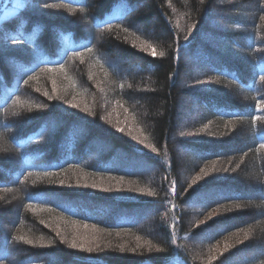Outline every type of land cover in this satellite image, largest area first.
<instances>
[{"label": "trees", "instance_id": "1", "mask_svg": "<svg viewBox=\"0 0 264 264\" xmlns=\"http://www.w3.org/2000/svg\"><path fill=\"white\" fill-rule=\"evenodd\" d=\"M248 4L256 12L251 22L223 17L235 22L237 35L249 41V45L235 42L244 56L233 64L215 42H207V23L218 0H13L8 10L0 12V206L10 205L0 211L10 214L11 205L16 204L20 214L15 224L0 223V264H178L177 258L185 264H264V253L236 260L264 242V148L260 147L264 112L254 107L264 99L260 79L264 75V0H233L224 7L239 10ZM148 44L156 49V56ZM185 50L199 52L211 68L195 77L184 65ZM117 58L152 70L123 74L114 67ZM58 71L63 76L55 80L52 73ZM52 81H59L61 94ZM183 82L190 88H184ZM213 84L212 89L206 87ZM225 87L231 89L224 91ZM182 95L199 98L207 106L186 127L231 120L235 134L245 139H229V144L242 143L243 153L188 141L189 132L181 127L178 112ZM108 108H114L119 119L107 121L103 114ZM253 116L261 119L253 122ZM118 120L138 128V137L119 126ZM94 138L109 143L111 149L90 159ZM225 148L223 155L218 154ZM182 149L200 156L181 172ZM221 158L234 159L235 166L242 167L234 182L225 175L220 178L214 170L196 180ZM124 161L127 169L113 167L115 163L123 167L120 162ZM139 164L152 171L133 172ZM222 164L227 166L225 161ZM72 169L107 177L121 188L66 191L59 181H71L59 178ZM253 192L259 200L245 205L242 216L255 218L258 225L227 226L232 217H242L237 214L196 225L206 212ZM227 193L236 196L216 198ZM194 203L200 206L193 208ZM102 208L108 216L105 220L97 216ZM43 209L96 224L102 237L97 244L72 249L58 227L50 229L36 216ZM149 211L153 214L147 222ZM222 225L226 227L215 230ZM210 230L213 236L200 243L199 235ZM29 234L42 237L43 244L33 241L32 246L14 239ZM233 236L244 241L210 255Z\"/></svg>", "mask_w": 264, "mask_h": 264}, {"label": "rangeland", "instance_id": "2", "mask_svg": "<svg viewBox=\"0 0 264 264\" xmlns=\"http://www.w3.org/2000/svg\"><path fill=\"white\" fill-rule=\"evenodd\" d=\"M7 0H0V5L3 7H5V3ZM13 1V0H12ZM15 1V0H14ZM44 2H46L47 0H43ZM233 0H218V5H215L212 8L213 14L214 16H212L213 18H210L208 21V25L210 28H208L207 31V42H215L218 47L223 50L222 55H224L226 57L227 60H230L231 63L233 64L234 62H238L240 63L243 60V53L241 52V46H237L235 42H238L240 44L245 42V45L248 44L249 45V41L248 40H244L241 39V36L237 35V31L234 28V26H232L233 23L231 22H226L225 20H223V17H227L230 18L232 20L235 19H240L241 21L244 22H251L253 20V18L256 15L255 9L252 7L251 4H248L244 9H239V10H231V9H226V7H224V5H226L227 3H231ZM238 1V0H236ZM11 6H9L6 10H8ZM246 9V10H245ZM245 10V11H244ZM247 11V12H246ZM140 28V27H139ZM219 33V35L217 34ZM225 34V33H229L230 35H233L230 38H225L220 34ZM236 34V35H235ZM229 46H232V48H230ZM196 53V55H195ZM193 54L188 53V51H184L183 52V56H184V65L187 69H189L190 71H192L195 74V77H199V73L200 70H206L211 68L209 62L206 60L201 59L200 57V53L199 52H195ZM207 59V57H205ZM204 61V62H203ZM7 62V61H6ZM237 63V64H238ZM114 67L116 68V70H119L121 73L123 74H131L132 73H137L138 75L140 74H144V72L146 73V71H150L152 69H145L139 65H134L130 62H128L127 59H123V58H117V60L114 62ZM52 74L55 75V80H59V78L61 76H63V74L58 71V72H53ZM185 80V79H183ZM59 81H55V85L54 88L56 90V93L61 94L62 92L59 91ZM216 84L213 85H209L206 86L209 89H212V86H214ZM183 87L184 88H190V85L187 83L183 82ZM194 89H196L197 87L194 86ZM204 88V89H207ZM214 89V88H213ZM226 90L229 91V87H225L224 88ZM201 97V96H200ZM207 109V106L200 101L199 98H194L193 96H189V95H182L179 99V105H178V112L180 113V115L182 116L181 119V127H185L184 129L187 130V133L185 138H187L188 141L190 142H194V143H205V144H214L217 145L215 146L216 148H223V147H228L229 152H233V153H237V155H239L240 153L242 154L243 152V145L242 143L239 144H229V139H232L233 141L238 140V139H245L244 136L241 135H237L235 134V125L234 123L230 120L228 122H225L221 125L217 124L216 121H212L210 120V122H201L200 125L197 126H192V127H186L187 124L192 125V122L194 120L197 121V119L200 118L201 114L203 112H205V110ZM114 108L109 109L107 111L104 112L103 117L106 118V120L111 121V119L113 121H116V119H119L118 117L116 118V115L114 114ZM117 123H119V126L122 125V127H126V125L121 123V120H118ZM131 124H128L126 127V130L128 132H131L132 134H134L136 136L137 132H138V128L135 129H131V127H129ZM0 128H1V123H0ZM182 129V128H181ZM180 129V130H181ZM231 131V132H230ZM191 134V135H189ZM134 136V137H135ZM138 137V136H136ZM1 139V138H0ZM101 139V138H100ZM99 138H94L92 145H91V149H94L93 151H91L89 153V158L90 159H96L97 156L99 155V153H105L107 150L111 149L109 143H104V141H101ZM2 142V141H1ZM3 144V143H2ZM3 147L0 145V148ZM221 150L218 152V154L223 155V153H225V150ZM5 151V149L2 150V152ZM199 153L196 151H186L185 149H182V151L180 150L179 152V157H178V162H179V166H180V171L182 172L185 169V164L189 163V162H194V159L199 157ZM122 157V156H121ZM122 159H124L122 157ZM226 159V158H225ZM224 158H221L219 161L212 163L210 166L207 167V170H203L202 173L200 174L198 172V175L200 174L203 176H206L207 174H204L205 171H207L208 173H212L211 171L214 170V172H216V174H219V177L221 178V176L225 177L228 176L226 179L227 181H232L234 182L233 177H235V173L237 170H240V166L237 168L235 166V164L232 162L234 161V159L231 160H225ZM230 159V158H229ZM227 162V166L225 167V164L223 165V162ZM14 162V160H13ZM12 162V163H13ZM245 162V161H244ZM123 164V167L121 164H117L115 163V165L113 167H121L122 169H127L125 167L126 162H120ZM135 163V162H134ZM139 163V162H138ZM125 164V165H124ZM137 164V162H136ZM141 164V162H140ZM140 164L138 165V168H134L131 169L133 172L136 173H145L148 174L152 171V168L150 166H140ZM143 164V163H142ZM221 165L222 169H221ZM225 167V168H224ZM226 169V170H225ZM222 172H224V174L222 175ZM251 176L254 177L255 173H254V169H251ZM63 178L67 180V178H69V181H61L60 179L63 180ZM195 178V175H194ZM59 185H62V189L66 188L68 191V189H73V190H83L84 192H88L86 190H90V189H117V188H121L120 184L117 183H113L112 181H110L107 177L106 178H102L100 176L98 177H93L90 176L82 171L76 170V169H72L71 171H69L68 174L63 175V177L59 178ZM63 182V183H61ZM66 182V183H65ZM237 182V181H236ZM235 182V183H236ZM87 185V186H86ZM91 185H95V187H92ZM171 186H173V184H171ZM80 188V189H79ZM174 188V187H173ZM172 188V192L174 191ZM228 196L232 197V196H236L233 195L232 193H227V194H219L216 198L217 199H222V198H228ZM239 198V197H238ZM258 198V193L253 192L250 194H246V195H242L239 200H236L234 202V200L230 201L232 202L231 204L226 205L227 207L223 206V207H218L217 209H213L209 212H206L204 215H201V218L199 219V221L197 222L196 225L199 226H204L207 225L208 223H212V220H216V218H218V216L222 217L225 215H229V216H235V214L242 216L243 213L246 212L245 210V205H254L253 203L257 202L259 199ZM49 200H53V198H49ZM240 201V202H239ZM244 201V203L242 202ZM251 202L249 204H246L247 202ZM16 205V204H13ZM11 205L12 209V213H7L6 211H0V223L2 224H10L12 225L13 223L15 224L19 218H20V214L17 211V209ZM237 205H240V207H236ZM10 205H6V206H0V209L2 210H6L7 207H9ZM198 204H193L192 207L193 208H197ZM202 206V205H201ZM48 210V209H46ZM218 210V211H217ZM49 212L43 210H39L36 211L35 214L36 216L39 218L40 221H42L43 225H47L48 227H50V229H53L54 227H58L56 228V230L62 232V234L64 235V237H66L68 239V241H70V243L75 240V242L77 244H85V245H93V244H97L98 240L100 237V232L99 229L94 227L93 225L96 224H89V223H84V222H80L77 220H73V219H68L65 218V216H63L61 213L55 212V211H51L48 210ZM97 216L100 217L101 219L105 220L107 219V214L106 213V209L102 208L99 209ZM211 213V219H209V214ZM152 214L151 211H149L146 214L145 217V221L149 222L152 219ZM222 214V215H221ZM224 214V215H223ZM49 215V216H47ZM50 217V218H49ZM234 220L231 221L227 226L229 225H258L255 222V218H251L249 216H242L240 218H238L237 216L232 217ZM201 221H203V223H201ZM104 222V221H103ZM106 222V221H105ZM260 225V224H259ZM86 226V227H85ZM226 225H222L217 227L215 230H219V229H223L225 228ZM24 232V231H23ZM99 235H98V234ZM214 234V230H210L208 232H205L203 234H200L198 237L199 242H203L204 240H206L207 238L213 236ZM176 235V234H175ZM32 239H31V238ZM27 239L30 238V240L32 241H36L39 244H43L44 239H40L37 235H33V234H29L28 237L26 236ZM238 238V239H237ZM233 236L231 238H227L225 240H223L222 243H220L219 245H217L215 247V250L210 251V255L212 256H217L219 254H222L224 252H227L234 244V242H243L244 241V237L242 236ZM177 239V238H176ZM237 239V241H236ZM227 245V247H225ZM264 253V242L261 241L257 244V246H255L254 251L251 252H246V253H242L241 256H239L238 258H236V260L238 262L244 261L246 258H257L258 256L262 255ZM178 264H185L183 262H181L180 258H177L176 261Z\"/></svg>", "mask_w": 264, "mask_h": 264}, {"label": "snow or ice", "instance_id": "3", "mask_svg": "<svg viewBox=\"0 0 264 264\" xmlns=\"http://www.w3.org/2000/svg\"><path fill=\"white\" fill-rule=\"evenodd\" d=\"M45 6H46V7H49V5H47V4H46ZM124 30L127 31V29H124ZM147 47L151 49V54H152L153 56H156V54H157V53H156V49H155L151 44H148ZM88 50H89V51H92L91 48H89ZM79 55L82 56V53H80ZM159 55H160L161 57H163V56H164V53H163V52H160ZM60 70H61V71H64L63 67H61ZM49 71H54V70H53V69H49ZM29 79H36V77H35V76H31V77H29ZM260 79H261V80H264V75H262V76L260 77ZM25 83H27V81H25ZM52 83H53V85H55V81H52ZM121 87H122V86H121ZM44 95L47 96L48 93L45 92ZM16 103H17V104H20L21 102L19 101V99H17V100H16ZM21 107H23V104H21ZM29 107H30V106H29ZM41 107H42V106H41ZM72 107H78V105L73 104ZM254 107H255L256 109H258V110L264 112V99H261V100L257 101V104H256ZM84 111H89V109L85 108ZM252 119H253V122H255V121L260 120L261 117H260V116H253ZM119 130H120V131H123V129H119ZM261 131H264V130H261ZM182 135H183V133H182ZM189 135H191V134H189ZM133 139H137V138H136V137H133ZM140 143H143V141L141 140ZM146 147H151V150H152L153 152H156V151H157V149H156L154 146L146 145ZM260 147H261V148H264V143H261V144H260ZM225 170H226V169H225ZM204 174H207L206 171L204 172ZM28 175H32V173H28ZM44 175H51V173H45ZM202 178H203V175H201V176H197V177H196V180H200V179H202ZM61 183H63V182H61ZM193 183H195V181H193ZM86 186H87V185H86ZM91 186H92V187H95V185H91ZM104 190H105V191H108V189H104ZM142 191H143V190H142ZM148 195H153V193L149 192ZM29 198H31V197H29ZM28 207L31 208V205L29 204ZM236 207L239 208L240 205H237ZM217 211H218V210H217ZM209 219H211V213L209 214ZM201 223H203V221H201ZM197 226H199V225H197ZM85 227H86V226H85ZM203 231H207V229H204ZM57 235H59V233H57ZM14 239L17 240V241H19V242H23V243H25V244L35 246V245H34V242H33L32 240L26 239V237H24V236H16V237H14ZM40 239L42 240L43 238L41 237ZM41 246H43V245H41ZM69 247L72 248V249H76V248L81 247V246H79V245L75 242V240H73V241L69 244ZM225 247H227V245H226ZM85 250L88 251V252H91V251H92L91 248H88V249H85ZM157 250L159 251L160 249H157ZM209 264H211V261H209Z\"/></svg>", "mask_w": 264, "mask_h": 264}]
</instances>
